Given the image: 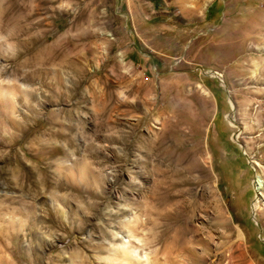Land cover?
<instances>
[{
  "label": "rangeland",
  "instance_id": "obj_1",
  "mask_svg": "<svg viewBox=\"0 0 264 264\" xmlns=\"http://www.w3.org/2000/svg\"><path fill=\"white\" fill-rule=\"evenodd\" d=\"M0 82V264H112L136 212L169 264H264V0H0ZM170 105L215 197L158 171Z\"/></svg>",
  "mask_w": 264,
  "mask_h": 264
},
{
  "label": "bare ground",
  "instance_id": "obj_2",
  "mask_svg": "<svg viewBox=\"0 0 264 264\" xmlns=\"http://www.w3.org/2000/svg\"><path fill=\"white\" fill-rule=\"evenodd\" d=\"M199 10L200 7H197V11ZM250 35L251 34L249 31L242 32L243 39L249 38ZM214 75L220 78L222 83L225 81L224 75L221 72L216 71L214 72ZM9 84H7V86L6 84L3 85V83L1 84L0 82V95L14 97L16 90H18L19 88L21 89V87L17 86L16 84ZM22 92L24 95H27L24 89H22ZM169 108L171 112H173V115L170 114L169 118H166L163 125L164 129L161 132V135L157 139H149L151 141H149V143H152V146L150 145L152 154L156 155L157 157H161L162 159L161 164H159L160 166L158 168V171L163 172V174L171 173V176L173 177V180L171 182L172 188H176L180 184L189 185L190 187L187 186L186 188V193L191 196L196 195L195 193L197 192H195V190L198 186H200L204 182H208V188L210 189L212 196L215 197L214 190L210 186L208 175L205 171L206 169L202 164L201 148H196V150L192 148L193 151H186L181 150V147L178 146L179 144L177 145L173 142L169 143L170 141L166 136V131L180 130L182 129V127H185L183 125V121L179 117H177L178 115L176 116V114H174L175 107L170 105ZM230 120L232 121L231 123L235 125L232 116ZM163 166H165V168H162ZM256 167L259 171L255 179L256 188L259 191L258 195H260V197L258 196V201L254 205V208H257L261 210L262 213H264V200L263 198L261 199L264 192V177L259 169L260 164L257 162ZM171 190L169 189L166 194L159 196L158 198L160 200L166 198L170 199L172 193ZM152 196L154 197V199H156V196H158L157 192L154 191ZM195 201L196 200H194V202ZM148 209L152 210L153 208L150 209L148 207L147 211H149ZM189 213L190 211L186 209L185 211L181 212L177 211L175 215H172V217L175 218L176 221H178L179 225L187 233L192 232V230L190 229L191 227L189 228L187 226V219H190L188 217L189 215H191ZM143 216L146 215L141 213L137 214V212L129 214L125 216L121 221H119V226L112 227L111 230L113 233L114 241L104 246L112 255L108 259L110 262H112V264H158L160 261H162L163 264H169V259L166 255H163V257L157 256L158 247L151 252L148 251L147 248L158 245L160 240L158 238V233L148 225L149 218L147 216L149 215H147L146 218H144Z\"/></svg>",
  "mask_w": 264,
  "mask_h": 264
}]
</instances>
